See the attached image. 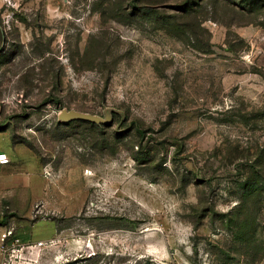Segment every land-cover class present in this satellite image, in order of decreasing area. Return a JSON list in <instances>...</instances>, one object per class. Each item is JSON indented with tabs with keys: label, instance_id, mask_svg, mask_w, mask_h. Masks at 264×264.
I'll return each mask as SVG.
<instances>
[{
	"label": "rangeland",
	"instance_id": "1",
	"mask_svg": "<svg viewBox=\"0 0 264 264\" xmlns=\"http://www.w3.org/2000/svg\"><path fill=\"white\" fill-rule=\"evenodd\" d=\"M8 144L0 264H264V0H0Z\"/></svg>",
	"mask_w": 264,
	"mask_h": 264
},
{
	"label": "crops",
	"instance_id": "2",
	"mask_svg": "<svg viewBox=\"0 0 264 264\" xmlns=\"http://www.w3.org/2000/svg\"><path fill=\"white\" fill-rule=\"evenodd\" d=\"M4 153L8 156L10 163L0 165V221L5 219L6 213L12 212V185L17 183L20 186L27 188L28 184L20 177L19 169L12 168V145L8 144L5 147H0V154ZM24 190V189H22ZM0 224V235H5ZM2 254L0 251V263Z\"/></svg>",
	"mask_w": 264,
	"mask_h": 264
},
{
	"label": "water",
	"instance_id": "3",
	"mask_svg": "<svg viewBox=\"0 0 264 264\" xmlns=\"http://www.w3.org/2000/svg\"><path fill=\"white\" fill-rule=\"evenodd\" d=\"M59 121L65 124H69L73 121H82L94 123L102 126H110L112 124V118L106 115L104 118L92 114L81 113L78 111L62 110L59 114Z\"/></svg>",
	"mask_w": 264,
	"mask_h": 264
},
{
	"label": "built area",
	"instance_id": "4",
	"mask_svg": "<svg viewBox=\"0 0 264 264\" xmlns=\"http://www.w3.org/2000/svg\"><path fill=\"white\" fill-rule=\"evenodd\" d=\"M9 163H10V160H9L8 156L4 153H1L0 154V165H6ZM10 234L11 233L3 235L2 241H5L9 237Z\"/></svg>",
	"mask_w": 264,
	"mask_h": 264
}]
</instances>
